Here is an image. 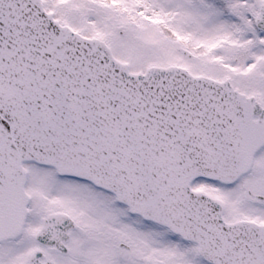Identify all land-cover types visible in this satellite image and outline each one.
Returning <instances> with one entry per match:
<instances>
[{"label":"snow or ice","instance_id":"6c2138e0","mask_svg":"<svg viewBox=\"0 0 264 264\" xmlns=\"http://www.w3.org/2000/svg\"><path fill=\"white\" fill-rule=\"evenodd\" d=\"M0 264H264V0H0Z\"/></svg>","mask_w":264,"mask_h":264}]
</instances>
